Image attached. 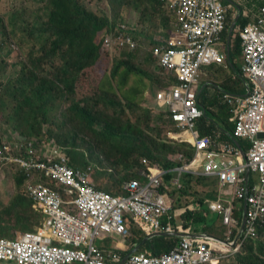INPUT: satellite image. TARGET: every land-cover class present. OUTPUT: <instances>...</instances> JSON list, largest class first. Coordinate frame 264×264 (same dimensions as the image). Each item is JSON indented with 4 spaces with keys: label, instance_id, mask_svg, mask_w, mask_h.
Masks as SVG:
<instances>
[{
    "label": "clouds",
    "instance_id": "clouds-1",
    "mask_svg": "<svg viewBox=\"0 0 264 264\" xmlns=\"http://www.w3.org/2000/svg\"><path fill=\"white\" fill-rule=\"evenodd\" d=\"M77 1L86 11L82 3ZM218 1L223 9L222 27L214 33L210 45L220 57V61L210 60L199 65L193 83L192 103L189 105L180 99L171 102L174 99L173 93L180 83L176 75L177 54L184 46L176 19L181 0H163L161 5V8L169 11L174 18L167 37L157 25L155 29L159 35L147 37L145 26L137 29L136 26L132 27L127 23L116 25L113 28L106 27L95 35L93 43L96 42L98 45L95 44L96 59H108L112 62L115 58L130 57V65L119 68L115 74H112L111 69V75H116L124 67L130 72L134 71L132 67H135L140 70V72L135 71L137 74H146L141 64L148 63V56L152 59L150 71L153 78L148 86L149 91L153 90V92L152 95L148 94L147 98L157 104L152 106L146 100L145 104L135 105L129 109V104L124 105L121 99L117 96L113 97L114 94H112L107 99L111 102L108 103L106 100V103L115 109L111 115L103 113L101 119L91 107H88L86 99L82 103L65 104L66 106L61 102V97L69 91L70 78H72L67 71L74 69V73H77L81 69L75 71L76 65H69L67 61L64 64L62 57L53 50L48 33L39 32L45 34L44 39L50 44L53 56L59 60L60 65L56 66L60 67L61 80L56 79L57 88L49 87V91L41 99V104L34 95L31 97L28 102V111L36 116V120L27 117V122H24L26 130L15 132L4 128L0 118V180L4 179L1 189H6L13 195L8 205H2L0 202L1 225L7 227L6 231L0 233V264H80L76 261H69L66 257H60L59 250L86 252L88 246L97 251L102 257L103 264H234V259L238 254L247 255L249 249L253 254V244L257 240L264 243V234L259 233V230L264 227V212H259L255 205L247 204L245 199L237 198L234 193L236 184H229L225 181L226 177L220 176V173L227 172L221 162L232 166L231 169L244 164L253 141L264 139V119L261 122V131L252 138L234 135L240 114L236 100L247 99L255 88L249 78L250 75L244 71L246 67L245 42L241 34L245 27L255 25L258 21L259 14L262 15L261 9H264V0H262L263 4L258 5L255 10L248 3L251 0L232 2L225 0L235 7L234 11H229L228 3ZM243 20L244 25L241 24ZM238 21L241 64L233 79L237 77L240 80L242 91L229 93L217 87L221 91L222 102L230 114L228 124L232 128L228 130L225 124L215 125L205 118L206 109L202 106L200 95L203 89L210 87V82L206 81L200 87L197 81L198 74L204 75V67L212 65L223 68L229 65L234 67L235 62L233 60L231 62L230 59V45L232 32ZM0 24L1 34L4 35L0 38L1 67V63L7 62L9 57L5 48L10 51V56H13L15 53L14 40L22 36L24 39L34 41V37L31 38L29 35V30L40 24L33 25L25 21L15 7L10 17L5 21H0ZM10 24L13 27H10ZM108 29L113 32H108ZM259 30L263 31L261 28ZM104 32L106 34H103ZM5 35H9L13 41ZM138 55L144 56L141 63L135 65L134 61L138 59ZM118 60L115 59L114 62ZM114 62L111 63V68ZM65 65H69L68 69ZM94 65L95 61L82 69L84 71ZM34 74L37 73L34 72ZM26 76L28 75L22 74L21 78ZM18 80L16 78L14 92L20 105L18 90L16 91ZM47 81L52 82V80ZM259 82L264 86V78H260ZM44 90L45 88H41L40 85L35 87L36 92ZM101 100L103 101V97ZM117 103L121 106L115 107ZM76 104L79 106L73 110L72 105ZM77 108L88 111L92 117L105 126L127 125L130 127L139 123L141 128L148 133L150 132L143 128L146 125L150 128H158L164 143L177 147V149L164 156L167 164L163 161H149L146 158H140L136 166L127 172L128 177L122 180L113 193L98 189L92 180L97 162L84 165L82 161L91 154L90 149L94 148L95 134L89 129L86 117ZM135 108L140 110L142 115L135 118L127 117L126 114L134 111ZM172 109L176 110L172 111ZM94 110L97 111L96 107ZM67 113L73 114L72 119L65 118ZM30 126H32L31 129ZM51 126L58 128V132H52ZM209 127L213 129L212 135L209 132L205 133ZM81 133L92 135L93 137H90L93 142L82 141L81 146L78 147L76 140ZM223 136L229 141L223 140ZM199 140H205L204 146L200 148L197 147ZM80 155L82 159H79ZM92 156L88 157V161ZM98 157L102 158V156ZM78 160L82 162V165L75 163ZM41 163L56 164L70 171L75 182L81 184V180H85L94 191L103 192L112 197L127 198L129 192L126 188L132 181H136L139 188L147 193L146 213L140 215L130 210L129 212L121 210L120 216L124 225V231L121 233L100 231L93 235L90 231L85 233L77 230L73 241L54 237L44 226L50 218V214L45 211L50 204L45 203L40 187L57 193L60 199V209L65 212L66 216L72 215L74 218L79 216L76 204L78 189L71 184L46 176L44 171L38 167ZM208 163L218 166L217 173L205 174V166ZM236 173L239 180L238 185L247 189L246 196L251 194V197L256 198L261 194L255 191L264 188L262 174L250 168ZM184 178L194 179L188 190L185 189ZM239 203H242L240 207ZM217 204L221 206L219 209L214 207ZM23 205L28 206L30 214L22 213ZM249 212L254 213L253 218H250ZM187 214H190L189 217ZM213 214H216V218L211 220L209 216ZM197 216L204 220L203 226L194 222V217ZM217 217L220 223L215 224ZM17 218L20 220L26 218L29 228L20 229L17 225ZM218 232H221V236ZM113 235L120 237L121 241L109 247L95 244V239L109 242L117 238ZM170 241L173 247L168 251H163L164 246L170 244ZM120 242L126 245L124 249L118 246ZM185 242L188 243L187 252L181 249V245ZM157 245L160 248L158 251ZM29 246H33V249L29 250ZM24 252H30L27 259L23 256Z\"/></svg>",
    "mask_w": 264,
    "mask_h": 264
},
{
    "label": "built area",
    "instance_id": "built-area-1",
    "mask_svg": "<svg viewBox=\"0 0 264 264\" xmlns=\"http://www.w3.org/2000/svg\"><path fill=\"white\" fill-rule=\"evenodd\" d=\"M262 15L255 25L245 27L241 34L245 42L244 69L250 76L249 78L255 85L253 93L247 99H237L236 103L240 110L237 124L234 130L235 136H248L252 138L261 131V122L264 119V86L260 84V78H264V9H261ZM177 23L180 36L183 38L184 46L177 54L176 75L180 80L178 88L173 93V100L178 99L189 105L194 94V79L196 71L200 64L207 63L210 60L220 61L216 55L213 46L214 33L221 29L223 21V9L218 0H181L180 8L177 11ZM259 28L263 31L260 32ZM212 46V47H211ZM171 64V63H170ZM174 66V64H171ZM183 96V98H182ZM176 109H172L175 111ZM205 140H199L197 147L204 146ZM228 152H230L228 150ZM207 156H209L207 154ZM227 172L220 173L222 178L226 177V182L235 185V196L239 199H245L250 206L255 205L259 212H264V188L259 191L261 194L254 198L246 196L247 189L238 185L237 173L250 168L252 171H258L262 174L264 182V139L253 141L252 148L246 156L244 164L236 166L226 165L221 162ZM44 171L46 176L58 179L62 183H68L78 189L77 194V218L65 214L59 207L60 199L57 193L47 188H41V195L45 197V203L50 204L45 211L50 214L44 226L52 233L54 237H60L67 241H73L77 230L94 235L100 231L123 232L124 225L120 216L121 210H130L134 214L144 215L146 213L145 202L147 193L141 190L136 181H132L126 188L129 196L112 197L106 193L94 191L87 185L85 180L81 184L75 182L73 174L58 165L41 163L38 166ZM218 166L208 163L205 166V174L213 175ZM236 169V171H235ZM220 208L217 204L214 206ZM129 212V211H128ZM130 212V213H131ZM250 218L254 217L253 212H249ZM147 218V217H146ZM73 244V242H70ZM188 243L181 245L183 252H187ZM33 246H29L32 250ZM60 257H66L69 261H76L80 264H103L102 257L91 247H87L86 252H74L71 250H59ZM30 252H24L23 256L27 259Z\"/></svg>",
    "mask_w": 264,
    "mask_h": 264
},
{
    "label": "rangeland",
    "instance_id": "rangeland-1",
    "mask_svg": "<svg viewBox=\"0 0 264 264\" xmlns=\"http://www.w3.org/2000/svg\"><path fill=\"white\" fill-rule=\"evenodd\" d=\"M79 1L82 3V6L86 9V11L91 12L99 18H107L109 23L113 21L115 24L114 26L122 23H127L132 27L136 26L137 29L143 28V26H145L146 34L148 36L159 35V32L155 28L157 19H160L159 17L161 16L162 11L161 9L155 8L156 12H154L145 2L141 4L136 0H123V4L119 7L115 0ZM222 1L225 2V4H229V11H234L235 7L231 3L225 0ZM232 1L237 0H231V2ZM14 7L21 13L22 18L25 21L30 22V24L38 25L47 18V11L45 10L46 0H0V21H5L6 18L8 19L14 11ZM142 21H144V23ZM238 25L239 21L236 22L235 28L232 32V41L230 45V59L231 62L232 60L235 62L234 68H232L230 65L227 68L212 65L204 67V75L198 74L197 83L199 86L201 85L200 87H202L206 81L210 82V87L203 89V92L200 95V101L202 102L204 109H206L205 118L215 125H220L222 120L225 119L224 117H226L225 112L222 111L224 108L221 106L223 104L220 95L221 91L217 89V87L230 92L231 90H229L230 87L228 85H232L233 83V86L236 88H241L239 82L236 81V79H233L235 74L238 73V69L241 64V50L238 44L240 43L238 38ZM11 26L13 27L12 24H10V27ZM104 29H106V27L102 30ZM8 32L9 30L7 31V34ZM108 32L113 31L108 29ZM103 34L106 33L104 32ZM1 36L4 35L1 34L0 24V38ZM5 36L10 38L9 35ZM33 37L34 41L24 39L22 36H19L18 40H14L15 53L13 56H10V51L5 48L6 52L9 54V57L7 58V62L3 61L1 63L2 66L0 67V118L2 121V127L12 129L15 132L26 130V124L22 121V115L20 114L22 113L23 109H19L20 106L18 104V99L14 92L16 78L20 80L22 74L31 75L35 72L44 77L43 82L52 80L54 83L53 87H58V82L56 79L60 72V67L58 69L55 67L57 64H59V60L53 56L50 44L44 39L45 34L34 32ZM16 53L17 55H15ZM143 56L144 55H138V59L134 61L135 65L141 63ZM148 58L147 64H141V68L146 72V74H137L135 71L130 72L128 68L124 67L120 72L118 71L116 75H111V63H113L115 59L118 60L123 58H115L112 62L108 59L97 58L95 60V65L92 68H88L84 71L81 69L77 73H74V69L69 70V73L73 79V89L71 91H67L64 96L61 97V102L64 104V106H66L76 102L82 103L83 100L86 99L88 107L93 109V112L97 114L99 119L102 118L103 113L111 115L115 109L106 103V100L112 94H114L112 95L113 97L117 96L118 99H121L124 105L129 104V109L135 105L145 104L146 100L150 105L156 106L157 104L155 102H152L147 98L148 94L152 95L153 92V90L149 91L148 86L153 78V75L150 71L152 59L149 56ZM128 60L130 61V59ZM28 66H30V68H28ZM102 97L103 101L101 100ZM212 102L215 106L221 108V110L217 107H213L214 105L210 106ZM223 105L227 109L226 105ZM120 106L121 105L118 103L115 105V107ZM95 107L97 111L94 110ZM15 114H17L19 121ZM126 115L127 117L135 118L142 115V113L140 110L135 108L134 111H130ZM12 116L14 120L18 121L17 123H15V121H10ZM74 124L78 125L76 123ZM50 130L54 133L58 132V128H54L53 126L50 127ZM90 136L84 133L79 134L76 140L78 147L81 146L82 141L90 140L92 143L93 140ZM79 159H82V155L79 156ZM75 163L82 165L80 160L75 161ZM106 164L108 165L107 162L103 161L102 167L105 168ZM99 166L100 164L97 163L96 168H94L93 176L96 170H98ZM115 179H118V177H115ZM3 182L4 179H1L0 202L2 205H8L10 200L13 198V195L12 193L8 192V190L1 189ZM110 188H115L114 183L110 185ZM241 205L242 203L238 204L239 207ZM209 218L214 220L216 218V214L210 215ZM218 223H220V219L217 217L215 224ZM215 229H217V227ZM218 234L221 236V232H218ZM114 236L116 235H113V237ZM116 237L117 238L110 240L109 242L106 240L100 241V239H95V244L97 246L105 247L113 246L116 242L121 241L120 237Z\"/></svg>",
    "mask_w": 264,
    "mask_h": 264
},
{
    "label": "trees",
    "instance_id": "trees-1",
    "mask_svg": "<svg viewBox=\"0 0 264 264\" xmlns=\"http://www.w3.org/2000/svg\"><path fill=\"white\" fill-rule=\"evenodd\" d=\"M120 7L123 4V0H115ZM141 4L145 2L154 12L156 9H161L162 14L157 19V26L162 30V33L167 37L168 31L170 30L173 23V15L166 9L161 8L163 0H136ZM252 9H256L258 5L263 4L262 0H251L248 2ZM47 18L38 26L32 27L29 30V35L33 38L34 32H47L49 35L50 41H52V47L55 52L62 57L64 64L67 63L75 64V71L82 69L83 67L93 63L97 57V47L93 43V37L95 34L100 32L103 28H113L114 22L109 23L107 18H97L92 13L85 11L81 8L77 0H47ZM144 23V21H142ZM245 21L243 20L241 24L244 25ZM28 27V26H27ZM157 30V29H156ZM147 37H149L146 34ZM239 44V43H238ZM118 60L114 62L112 66V74H115L117 70L123 66L129 64L128 59ZM69 65H65L68 69ZM232 68H234L231 65ZM58 69V67H55ZM134 71L140 72L139 69L132 67ZM69 73V71H67ZM236 75V74H235ZM43 76L39 74L32 73L26 77L18 80V95L20 101V108L23 109L22 121L27 122V117L36 120V116H33L30 111H28V102L31 97L34 95L35 99L41 104L42 97L49 91V87H53V83L50 81L43 82ZM70 78V77H69ZM236 81L240 83V80L236 77ZM57 80H61V72ZM40 85L41 88H45L42 92H36L35 87ZM231 90L229 93H239L242 91V88H236L235 86L228 85ZM73 81L70 78V85L68 90L72 89ZM228 92V91H227ZM110 103V100H107ZM214 103L210 104L213 106ZM79 104L72 105L73 110H76ZM225 112L226 117L222 120V123L225 124L226 128L230 130L232 126L228 124V118L230 114L225 106L221 105ZM217 107L218 106H213ZM78 111L84 115L87 119L89 129L94 132L95 145L93 149H90L91 154L93 155L88 161V157L83 158V164L88 163H98L100 164L99 170H96L92 180L95 184V187L98 189H103L113 193V190L120 186L122 180L128 177L127 172L136 166L137 161L140 158H146L149 161H164V156L171 154L177 147H173L164 143L161 138V131L158 128H150L145 126L143 128L147 129L150 133L146 132L141 128V125L138 123L134 126H120V127H111L105 126L98 122L94 117H92L88 111L83 108H77ZM221 110V108H219ZM17 117V114H15ZM73 114L67 113L65 118L72 119ZM18 121L19 118L17 117ZM10 121L17 120L13 119V116L10 118ZM32 126H30V129ZM212 128L207 129L205 133L212 135ZM70 139V138H69ZM223 140L229 141L226 137H222ZM183 147H180V149ZM98 156H102L98 157ZM76 160V159H75ZM101 160V161H100ZM103 161L107 162L108 165H105V168L102 167ZM102 168V169H101ZM120 175V177H119ZM118 177V179H115ZM194 179L184 178L183 182L185 184V189L188 190L191 188V184ZM105 181V182H104ZM114 183L115 188L111 189L110 185ZM23 214H30V210L27 205H23ZM190 214H187L189 217ZM194 222L198 225L203 226L204 220L199 216L194 217ZM17 225L20 229L26 230L29 228L28 220L26 218L20 220L17 218ZM7 230V227L1 225L0 221V233ZM136 232V231H135ZM137 233V232H136ZM260 234H264V227L259 230ZM173 247V243L170 241V244L164 246L163 251H168ZM159 245H157V251L159 250ZM234 264H264V243L260 240H257L253 244V254L251 249H249L248 254L242 256L238 254L234 259Z\"/></svg>",
    "mask_w": 264,
    "mask_h": 264
},
{
    "label": "crops",
    "instance_id": "crops-1",
    "mask_svg": "<svg viewBox=\"0 0 264 264\" xmlns=\"http://www.w3.org/2000/svg\"><path fill=\"white\" fill-rule=\"evenodd\" d=\"M118 246H119L120 248H122V249H124V248L126 247V245H125L124 243H122V242L118 243Z\"/></svg>",
    "mask_w": 264,
    "mask_h": 264
},
{
    "label": "water",
    "instance_id": "water-1",
    "mask_svg": "<svg viewBox=\"0 0 264 264\" xmlns=\"http://www.w3.org/2000/svg\"><path fill=\"white\" fill-rule=\"evenodd\" d=\"M231 29H232V27L230 28V32H231ZM230 32H229V34H230ZM122 263V262H121Z\"/></svg>",
    "mask_w": 264,
    "mask_h": 264
}]
</instances>
